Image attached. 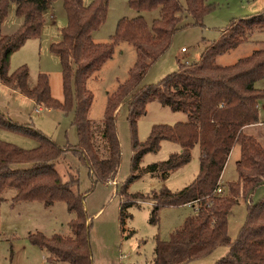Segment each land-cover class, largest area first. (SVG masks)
<instances>
[{
	"label": "trees",
	"instance_id": "16d2710c",
	"mask_svg": "<svg viewBox=\"0 0 264 264\" xmlns=\"http://www.w3.org/2000/svg\"><path fill=\"white\" fill-rule=\"evenodd\" d=\"M50 1L0 0V24L5 22L11 3L17 5V15L24 19L15 34L0 36V83L34 101L37 107L73 112L79 143L76 148L63 149L30 125L15 123L0 112V129L24 134L38 142V147L31 151L0 142V208L7 189L17 191L15 204L41 202L51 208L65 203L75 217L69 224L72 236L47 238L41 233L30 234V242L48 253L50 263L92 264L91 224L85 210V195L76 191L78 179L72 176L65 182L56 165L70 151L89 168L94 185L117 180L121 165L117 112L127 103L133 134L129 183L144 171L165 181L170 172L191 161L196 146L201 152L199 174L191 185L179 192L164 189L148 198L154 203L152 223L159 222V213L165 207L197 206L196 213L172 234L170 241L155 239L152 264H186L206 258L221 247L230 250L216 264H264V198L253 201L258 189L264 187V146L246 132L260 124L259 102L264 99V90L256 89L255 84L264 79V47L234 65L217 64L219 57L264 32V12L232 23L219 40L206 48L198 62L179 63L178 71L159 84L141 87L147 71L172 46L175 34L188 26L202 27L214 5L209 0H184L185 4L180 0H129L130 8L138 12L160 9V18L151 25L143 17L121 20L108 43H96L92 35L106 22L109 0H94L89 6L83 0H62L68 24L62 31V40L51 46L62 65L64 101L59 102L51 95L46 74H40L32 86L26 66L10 71L13 54L27 41L40 38ZM185 17L193 23L183 25ZM122 43L136 49L137 61L129 80L110 95L103 126L92 129L89 115L94 96L87 88L88 80L102 70ZM152 102L186 114L187 121L154 126L148 140L140 143L137 121L146 115ZM98 132L100 136L96 137ZM96 138L103 142V154ZM164 141L178 144L181 151L142 171L140 165L145 155L158 152ZM236 146L240 147L238 179L222 187V175ZM220 187L222 194L217 193ZM121 198L123 225L128 219L126 209L145 197L128 194L124 186ZM242 198L247 203V220L232 243L229 216Z\"/></svg>",
	"mask_w": 264,
	"mask_h": 264
},
{
	"label": "rangeland",
	"instance_id": "374dc122",
	"mask_svg": "<svg viewBox=\"0 0 264 264\" xmlns=\"http://www.w3.org/2000/svg\"><path fill=\"white\" fill-rule=\"evenodd\" d=\"M89 6L94 0H83ZM185 4L184 0H180ZM214 5L204 19L203 26H188L179 30L167 53L145 74L141 87L159 84L167 76L179 69V63L191 64L198 62L206 48L219 40L221 34L235 21L257 16L264 12V0H209ZM161 10L138 12L130 8L129 0H109V10L106 22L93 33L96 43H108L115 35L121 20H132L143 17L149 25L160 18ZM45 24L40 38L31 39L11 58L10 71L14 72L22 66L29 70L30 84L34 86L40 74H46L50 80L51 95L59 101H64L62 65L59 56L54 54L51 46L62 40V31L68 24L67 14L62 0L50 1L44 14ZM24 19L17 15V5L11 3L8 16L0 24V36L15 34L22 26ZM185 24H192L190 17H185ZM264 47V32L255 34L249 43L226 53L217 59L221 66H231L240 59L250 56L255 50ZM186 51L183 52L182 49ZM137 61L136 49L127 43L120 44L113 58L102 70L90 78L88 90L94 96L89 118L92 129L103 126L106 107L110 95L125 84L131 70ZM255 88L264 90V79L255 84ZM39 107L22 94L11 92L0 85V112L20 125H30L32 128L47 136L63 149L76 148L79 137L73 125L74 113H66L59 109ZM130 109L126 103L117 112V128L121 144V165L117 180L110 184L94 185L89 168L75 157L72 152L66 153V158L57 163L56 168L65 182L70 177L78 179L76 191L85 195L84 204L90 217L89 230L92 247V264H152L155 259V239L168 242L172 234L179 230L188 217L196 213L197 206L165 207L159 213V222H151L154 203L149 200L153 193L164 189L179 192L191 185L199 174L201 152L199 146L192 150L191 161L183 167L170 172L163 181L159 176L144 170L150 165L159 164L178 154L181 147L173 142L164 141L156 153L145 155L140 165L144 172L137 173L139 178L132 183L133 134L129 120ZM259 115L262 125L248 130V134L257 138L264 146V99L259 102ZM187 121V115L174 112L158 102L147 106L146 115L137 121V139L145 143L154 126H174ZM99 133V132H98ZM96 135V137L100 136ZM252 133V134H251ZM97 143L103 154V142ZM0 142L15 145L31 151L38 147L34 138L7 129H0ZM101 143V144H99ZM240 159V147L236 146L228 159L222 187L226 183L238 179L236 164ZM224 184H223V183ZM127 186L130 195H143L145 199L137 201L126 209L125 223L121 225V191ZM15 189H7L2 197L5 199L0 208V264H51L47 261L48 253L32 245L30 234L41 233L47 238L53 235L62 237L72 236L70 222L75 218L70 214L63 202L46 208L41 202L13 203ZM264 198V187L258 189L253 201ZM130 215V216H129ZM247 203L244 199L232 209L229 216V237L234 243L247 220ZM229 247L218 248L210 256L186 264H216L224 258ZM61 264V263H60ZM68 264V263H67Z\"/></svg>",
	"mask_w": 264,
	"mask_h": 264
},
{
	"label": "crops",
	"instance_id": "0c3cea01",
	"mask_svg": "<svg viewBox=\"0 0 264 264\" xmlns=\"http://www.w3.org/2000/svg\"><path fill=\"white\" fill-rule=\"evenodd\" d=\"M184 49V48H183ZM182 49V50H183ZM0 85H2L3 87H5V89H9L8 87H6L5 85H3L2 83H0ZM11 92H13V93H17V94H20V93H18V92H16V91H13V90H11V89H9ZM21 95V94H20ZM34 102V101H33ZM39 110L41 111L42 110V108L41 107H39ZM262 125V121L260 120V124H258V125H256V126H252V127H250V128H248L247 129V132H248V130L250 131V130H252V129H254L255 127H258V126H261ZM252 134V133H251ZM225 171V170H224ZM224 174V173H223ZM223 183V182H222ZM112 184H113V182H112ZM224 184V183H223ZM228 183H226L225 185H227ZM187 206H189V205H187ZM85 210H86V207H85ZM88 223H90V219L88 220ZM49 262V261H48ZM50 263V262H49ZM51 264H56V263H51ZM58 264H60V263H58ZM61 264H67V263H61Z\"/></svg>",
	"mask_w": 264,
	"mask_h": 264
},
{
	"label": "built area",
	"instance_id": "2783aa9c",
	"mask_svg": "<svg viewBox=\"0 0 264 264\" xmlns=\"http://www.w3.org/2000/svg\"><path fill=\"white\" fill-rule=\"evenodd\" d=\"M182 51L185 52L186 50L183 49ZM223 192H224V191H223V188H222V187H220V188L218 189V191H217L218 194H222Z\"/></svg>",
	"mask_w": 264,
	"mask_h": 264
}]
</instances>
